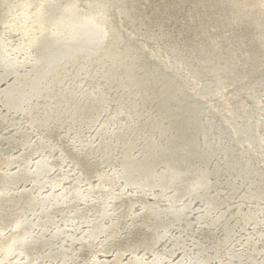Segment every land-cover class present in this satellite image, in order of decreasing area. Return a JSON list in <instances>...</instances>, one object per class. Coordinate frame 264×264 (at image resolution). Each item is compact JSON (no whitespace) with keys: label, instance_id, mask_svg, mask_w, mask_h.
<instances>
[{"label":"bare ground","instance_id":"bare-ground-1","mask_svg":"<svg viewBox=\"0 0 264 264\" xmlns=\"http://www.w3.org/2000/svg\"><path fill=\"white\" fill-rule=\"evenodd\" d=\"M139 1L143 9L138 22L146 32L131 23ZM207 4L200 0H0V75L20 77L26 68L40 65L48 80L70 56L83 55L85 63L100 60L101 77L123 72L126 93L152 86L151 98L164 101L162 115L180 126L174 143L181 150L171 142L153 149L147 141L124 163L123 177L134 179L138 187H167L168 194H176L143 200L142 205L158 226L171 223L164 235L175 245L182 242L181 252L173 245L153 251L143 241L130 246L120 243L110 264H121L124 251L130 252L125 264L264 262V218L256 226L258 216L264 214V95L256 96L257 106L250 105L254 89L264 84V0H208ZM125 23L129 29L124 33ZM117 31L121 41L114 42ZM142 34L144 39L139 41ZM43 36L46 41L39 42ZM109 49L112 53L104 54ZM106 62L117 67L106 68ZM88 86L81 91L88 98L79 99L103 98L93 83ZM33 99L26 98L24 105ZM86 109L90 115L92 108ZM112 111L107 110L102 123H97L102 130L126 127L130 112L114 119ZM194 133L198 141L189 139ZM28 151L0 153V231L11 228L0 240V264H11L2 252L9 241L19 249V255L12 257L15 264H106L98 253L110 244L114 220L101 218L115 216L118 207L98 208L120 194L118 178L71 162L74 175L62 183L61 156H44L33 163ZM212 155L217 162L204 164ZM29 160L32 165L27 169L23 166ZM159 161L161 165L154 168ZM84 173L91 174L86 184L81 180ZM221 173L226 176L220 178ZM26 177L37 187L44 180L47 190L34 194L32 184L19 185ZM217 185H226L224 195L213 191ZM227 195L246 202L239 221L233 212L221 210ZM196 196L205 213L198 206L191 216ZM181 199V207L173 205ZM209 223L213 225L205 229ZM234 223H255L243 245L229 241ZM137 245L148 255L137 251Z\"/></svg>","mask_w":264,"mask_h":264},{"label":"rangeland","instance_id":"rangeland-1","mask_svg":"<svg viewBox=\"0 0 264 264\" xmlns=\"http://www.w3.org/2000/svg\"><path fill=\"white\" fill-rule=\"evenodd\" d=\"M200 1L204 2V4H206L205 6L208 5V0ZM139 2L140 3H137L134 6V22L131 23L136 26L137 29L146 32V30L143 29V26L139 24L140 22H138L143 9V4L141 1ZM121 29L125 33L129 28L127 29V24L125 23ZM121 35L122 34L120 32H115L114 42L121 41ZM138 38L139 41H142L144 39V35L142 34L141 36H138ZM46 39L47 37L43 36L42 38H39V42H44ZM123 51L126 50L123 49ZM111 53V49L104 52V54ZM103 58L104 56L101 54L99 59ZM83 60V55L70 56L67 63L64 66H59L54 73L51 74L52 77L48 78V80H45L42 74L44 71L41 70L40 65H33L26 68L23 70L20 77L16 74L9 76L0 75V153L10 156V154L18 153L23 149H29L28 152L31 155L33 163L44 156L53 155L52 157L57 159L58 156H61L60 158L62 159V162L60 161V164L65 166V168L63 167L61 170V176L59 177L62 183H66L71 176L74 175L72 167L73 164L71 162L76 163L81 167H93L96 170L94 172H98L97 170L110 172L115 176V178H118L116 179L122 187L120 194L116 195L110 201L109 199H106L105 202L100 204L98 208L100 211L103 208L107 210L109 204L110 206L117 205L118 207L115 211V216H103L101 218L102 220H105L110 217L114 220V224L110 229V240L108 239L110 244L106 250L103 251V253H98L101 257V261H104L106 264H110L112 262L113 257L117 254L116 246L120 243L122 245L127 244L130 246L131 244L143 241L146 248L149 246L151 249L153 248V251L160 249L164 245H173L174 249H178L180 253L183 243L179 242L175 245L173 242H170L166 232L164 235V231L171 223L169 222V224L167 222L163 226H158L155 223V218L148 213V209H143L142 205L143 200L149 201L157 198L163 199L165 197L164 195H167L168 192H170L169 189H167V187L157 186V188H148L146 186L138 187L135 184L134 179L128 177L124 178L125 176L123 177V169L125 167L124 163L129 161L136 155L137 152L142 150V146L147 143V141L153 149L160 147L159 144H170V142L176 149L178 144L176 145L174 143L176 141L174 140H176L175 138L178 133L181 132L179 124L176 121H172L170 117L162 115L161 104L164 101L158 100V96H155L157 99L154 97L151 98L150 95H152V86L138 87L135 88L134 91L126 93L123 72L101 77L99 76L102 72L100 69L102 67L100 60L97 62L93 60L88 63H85ZM82 61L85 66L81 68ZM104 65L106 68L117 67L111 66V62H106ZM128 68L132 72L131 66ZM97 76L98 78H96ZM64 82L65 84L63 85ZM90 83H93V86L96 89L103 92V98H97V101H94V99H79L88 98L87 94L81 91H83L86 87L89 88L88 84ZM254 90L256 91V94L250 98V101H252V104L250 105H252V107L260 101L258 100L259 98H256V96L264 95V84L261 89L256 88ZM29 97L35 99L32 100L33 102L31 101L32 103L24 105V100ZM78 104L83 105L75 108V105ZM90 107L92 108V111L89 115L87 114L89 111L86 108ZM168 108H170V106H168ZM109 109L113 110L110 113L114 119L123 118L125 116V114H123L124 112H130L127 122L124 124L126 127L113 132L110 129H101L102 125L98 124H101L105 119L107 116V110L109 112ZM86 110L87 112H85ZM102 114H104V116ZM170 121L172 122L170 123ZM108 124H110L109 120ZM199 124H201L200 121ZM10 128L13 129V132ZM36 131L39 132L36 133ZM98 134L101 135L99 136ZM10 136H12V138H10ZM196 137L197 134L194 133L189 139L194 141ZM29 139L31 141H29ZM66 139H68V141H66ZM196 141H198V138ZM16 150L18 151L16 152ZM152 152L157 151L153 150ZM73 156L76 157L73 158ZM217 159L218 158L215 155H212L204 160V164H213L214 162H217ZM31 160H29L23 167H26L27 169L30 168L32 165ZM160 165L161 161L155 163L153 167L157 168ZM91 174L89 175L84 173L81 175V180L84 184L90 181L87 180V177L91 176ZM225 176L226 174L221 173L220 178ZM185 178H187L186 175L183 176V179ZM30 184H32V182L29 177L20 179L19 185L28 186ZM45 184L46 182L44 180L39 182L38 187L34 186L35 184H32L33 188L31 190H33L34 194H37L41 190H47V185L45 186ZM226 190V185H217L213 191L224 195ZM169 195L172 197L176 194L169 193L167 196ZM204 198H206V196ZM199 199V196L195 197V207L194 209L189 210V214L191 216L196 212V208L201 206L199 205ZM219 199L222 200L221 197H219ZM183 201L184 200L181 199L180 202L174 201L175 203L173 204L172 202V204L179 208L181 207L180 205ZM245 204V201L239 200V198L237 199L234 195H227L223 198L221 210L224 213L231 211L232 214L233 212L237 221L241 216V208L245 206ZM245 210H247V208L243 207L242 211ZM198 211L201 212L202 208L200 207ZM202 212L205 213V211ZM58 218L56 217V219ZM263 218L264 214H260L258 216L256 226L263 220ZM210 224L211 223L206 225L205 229H207ZM254 225L255 223L232 224L229 233L230 243L243 245L247 240H249L253 228L256 227ZM10 230L11 228L7 227L0 231V240L7 237ZM136 248L140 253L148 255V250L145 251L143 246L137 245ZM4 251L7 253V260L13 264L14 260L12 257L19 255V249H15V245L9 241L2 252ZM129 254V251L122 252L121 264H125L126 256ZM261 260L264 261V258ZM262 264H264V262Z\"/></svg>","mask_w":264,"mask_h":264}]
</instances>
